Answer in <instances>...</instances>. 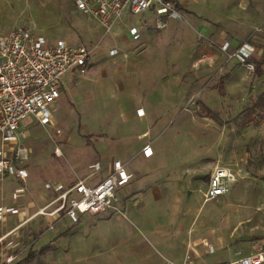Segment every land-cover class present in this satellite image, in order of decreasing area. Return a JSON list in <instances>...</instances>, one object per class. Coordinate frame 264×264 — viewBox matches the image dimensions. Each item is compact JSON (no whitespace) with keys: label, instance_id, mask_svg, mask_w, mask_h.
I'll list each match as a JSON object with an SVG mask.
<instances>
[{"label":"rangeland","instance_id":"374dc122","mask_svg":"<svg viewBox=\"0 0 264 264\" xmlns=\"http://www.w3.org/2000/svg\"><path fill=\"white\" fill-rule=\"evenodd\" d=\"M179 1L180 20L162 25L147 10L106 32L73 0H0V33L21 28L84 43L92 62L62 89L51 124L21 121L29 191L13 196L5 184L3 196L27 201L28 215L51 197L46 182L85 178L96 156L119 158L132 174L119 194L122 213L84 214L72 226L64 217L53 230L37 215L18 229L19 243L31 245L13 263L35 250L22 264H159L184 236L220 245L209 252L192 243L186 251L195 264L244 255L251 242L264 249V0ZM136 22L140 37L130 40L126 26ZM221 39L253 42L262 73L228 59ZM145 144L154 149L152 166L134 161ZM216 162L244 176L230 193L202 202L203 182L189 178Z\"/></svg>","mask_w":264,"mask_h":264},{"label":"built area","instance_id":"2783aa9c","mask_svg":"<svg viewBox=\"0 0 264 264\" xmlns=\"http://www.w3.org/2000/svg\"><path fill=\"white\" fill-rule=\"evenodd\" d=\"M73 3L83 15L96 19L106 32L127 14L136 16L151 10L155 20L162 25L184 16L177 0H73ZM128 34L137 40L140 37L139 28L129 26ZM218 48L228 59L254 71L253 59L256 58L257 47L252 42L245 40L231 47L228 40H223ZM116 53V48L109 49L110 55ZM90 55L91 49L84 43L70 45L62 39L51 42L28 29L0 33V182L8 178L22 183L13 189V196L25 192V182L29 177V171L24 166L27 149L19 144L21 121L30 117L31 123L41 126L51 124L53 106L60 94L61 77L72 69L85 73ZM55 153L60 155L61 150L56 147ZM152 153L149 144L141 148L145 158ZM88 169L90 172L84 179L46 182L44 187L50 192V200L0 235V243L10 234H17L24 223L37 215L51 218L47 228L53 230L56 222L64 217L76 223L83 214L122 213L118 192L132 177L125 163L113 159L106 174L98 180H95V174L101 169L100 160L91 162ZM243 176V171L216 162L202 192L203 202L228 194L231 186ZM20 209L16 204L0 203V222L18 215ZM206 251L211 252L212 248L207 246ZM16 257L13 252H6L0 264H12ZM191 261V254L187 251L181 264H191ZM263 263L264 249H258L217 264ZM164 264L177 263L166 259Z\"/></svg>","mask_w":264,"mask_h":264},{"label":"crops","instance_id":"0c3cea01","mask_svg":"<svg viewBox=\"0 0 264 264\" xmlns=\"http://www.w3.org/2000/svg\"><path fill=\"white\" fill-rule=\"evenodd\" d=\"M177 2L179 3V6H180V8L182 9V5H181V3H180V1L179 0H177ZM182 11H183V9H182ZM126 20L127 19V15L126 16H124L121 20ZM120 20V21H121ZM177 19H175L174 21H176ZM178 20H180V19H178ZM168 21H171V20H168ZM131 25H136L138 28H139V31L141 32V29H140V27H139V24H138V22H136V23H130L129 25H127L126 26V35H127V37L130 39V40H133L132 38H131V36L128 34V27L129 26H131ZM223 40L221 39V41L218 43V45L222 42ZM229 41V40H228ZM246 41H248V40H246ZM68 43V42H67ZM229 43H230V46L231 47H234V46H232V44H231V42L229 41ZM241 43V42H240ZM239 43V44H240ZM253 43V42H252ZM69 44V43H68ZM78 44V43H77ZM254 44V43H253ZM76 45V44H75ZM236 45H238V44H236ZM255 45V44H254ZM256 46V45H255ZM257 47V46H256ZM257 54H258V48H257V53H256V57H257ZM91 58V57H90ZM90 58H89V62H88V67H90V63H92V62H90L91 60H90ZM88 67H87V70H88ZM86 70V71H87ZM66 73H68L69 75H66ZM62 77H61V79H60V94H59V97H58V99L56 100V102L54 103V106H53V111L55 112L56 111V109H57V107H58V105H59V100H60V98H61V91H62V89L63 88H66V87H68L72 82H73V80L76 78V77H78V76H81V75H83V74H80L77 70H75V69H72V70H69L68 72H66ZM86 73V72H85ZM53 112V113H54ZM52 121H53V119H52ZM52 121H51V123H52ZM31 124V123H30ZM20 130H21V135L20 136H22V135H24L25 134V132L26 131H24L23 130V127H22V125L20 126ZM142 148V147H141ZM152 148V147H151ZM141 150V149H140ZM152 151H153V153H152V155L150 156V157H148V158H145V157H143L142 156V154H141V151H140V156H138V157H136L135 159H134V161H136L137 160V162L138 163H140V162H145L146 164H151V166L153 165L152 164V161H151V159H152V156L154 155V149L152 148ZM100 160V162H101V169H100V171H98L97 173H96V177H95V180H98V179H100V178H102L105 174H106V172H107V169L110 167V164H111V161H112V159L110 160V161H104L103 159H100L99 157H93L92 159H91V161L88 163V165L91 163V162H93L94 160ZM115 159H119V158H115ZM121 160V159H120ZM122 161V160H121ZM214 165V164H213ZM213 165H212V167H213ZM230 166V165H229ZM212 167H211V169H212ZM87 168H88V166H87ZM127 169V168H126ZM234 169V168H233ZM236 170V169H235ZM90 171H89V169H88V173H89ZM129 172V171H128ZM88 175V174H87ZM86 175V176H87ZM209 175V174H208ZM29 177H30V174H29ZM29 177H28V179L26 180V182H25V185H26V190H25V192L22 194V196L24 197L25 196V194H27V192L29 191V189L27 188V186H28V180H29ZM86 178V177H85ZM243 178V177H242ZM241 178V179H242ZM84 179V178H83ZM131 179H132V177H131ZM240 179V180H241ZM239 180V181H240ZM198 181H201V180H198ZM207 181L208 180H206V181H202L203 182V185H204V187H205V185H206V183H207ZM238 181V182H239ZM238 182H236V183H238ZM235 183V184H236ZM5 184H9V185H11L12 186V191H13V189L16 187V186H18L19 184H22L21 182H19V181H16V180H12V179H4L3 181H1L0 182V203L1 204H14V203H12V201L11 200H7V198H5L4 196H3V193H2V191H3V188H4V185ZM131 184V183H130ZM128 185V184H127ZM126 185V186H127ZM126 186H124L123 188H121L120 190H119V192H118V194H120V191L121 192H123V190H125V189H127L128 187H126ZM125 188V189H124ZM231 188H232V186H231ZM231 191V190H230ZM230 193V192H229ZM51 198V197H50ZM50 198H49V200H50ZM48 200V201H49ZM29 201V200H28ZM48 201H46L44 204H38V203H36L35 204V206H36V208H34V210L31 212V213H29L28 215H27V212H26V207H28L27 205H28V203H27V201H25L24 202V204L23 205H19V204H16V205H18L21 209H20V213L18 214V215H15V216H10V217H8V218H6L4 221H1L0 222V235H2V234H4L6 231H8L11 227H13L14 225H16L17 223H19V222H21V221H23L24 220V218H26V217H28V216H30L32 213H34L39 207H42V206H44ZM119 201V200H118ZM203 202V201H202ZM27 216H26V215ZM103 214H108V213H103ZM26 216V217H23V216ZM84 215V214H83ZM88 215H90V214H88ZM42 218H44L45 219V221H46V224L48 225V223L50 222V220H51V218H49V217H44V216H42ZM19 219H21L20 221H18ZM79 219H80V217H79ZM31 220V219H30ZM30 220H28L27 222H29ZM18 221V222H17ZM70 221V220H69ZM79 221V220H78ZM26 222V223H27ZM70 223H71V226L74 224V223H72L71 221H70ZM25 224V223H24ZM67 229V228H66ZM68 230V229H67ZM18 235H19V233L17 232V234H16V232L15 233H12V234H10L3 242H1L0 243V260H1V258H2V256H3V254H5L6 252H13L14 254H16V256H19V254L20 253H22V251L24 250V241L25 240H23V242L21 241V243H19V237H18ZM190 239H186V237L184 236L181 240L179 239L178 241H176V242H174V244L172 245V248H171V250H168V252L166 253V255H163L164 256V258L163 259H161L160 260V263L159 264H164V262H165V259H167V260H171V261H173V262H175V263H177V264H181V263H183V260H184V256H185V253L187 252L186 250H187V248H188V250L189 249H191V247H192V243H194L196 246L198 245V246H200V251L202 250V248L204 247H207V246H209V247H214V248H219L220 247V245L216 242V241H212L211 239H209V238H207L206 236L205 237H203L199 242H194V241H192V240H190ZM256 242H258V244L257 245H254L253 243L254 242H251L250 243V245H251V247H249L248 249H246L248 252L247 253H244V255H240V256H245V255H248V254H250V253H252V252H255L256 251V249L259 247V246H261L262 247V244H263V242H259V241H256ZM197 246V247H198ZM27 247V246H26ZM194 247V246H193ZM212 250L214 251V249L212 248ZM213 251H211V252H213ZM196 255H199L198 253H196ZM191 257H192V255H191ZM237 257H239V256H237ZM236 257V258H237ZM235 257L233 258V257H231V258H222V259H219V260H216V261H214L213 262V264H217V263H219V262H222V261H227V260H232V259H236ZM194 259L192 258V261H191V264H195L194 263V261H193ZM264 264V263H263Z\"/></svg>","mask_w":264,"mask_h":264},{"label":"trees","instance_id":"16d2710c","mask_svg":"<svg viewBox=\"0 0 264 264\" xmlns=\"http://www.w3.org/2000/svg\"><path fill=\"white\" fill-rule=\"evenodd\" d=\"M254 71L256 72L257 75H260L262 72H261V69H260V65L259 63H257L255 65V68H254ZM264 95V94H263ZM69 228V227H68ZM66 231V230H65ZM31 245V242L29 241H24V247L26 246H30ZM35 253V250H32V251H28V254L22 259V260H19V261H16L15 263H12V264H22V262L25 260L27 261L33 254ZM28 258V259H27Z\"/></svg>","mask_w":264,"mask_h":264},{"label":"water","instance_id":"95a60500","mask_svg":"<svg viewBox=\"0 0 264 264\" xmlns=\"http://www.w3.org/2000/svg\"><path fill=\"white\" fill-rule=\"evenodd\" d=\"M198 180H201V181L208 180V174H194L193 176L189 178L190 183H194Z\"/></svg>","mask_w":264,"mask_h":264},{"label":"bare ground","instance_id":"6f19581e","mask_svg":"<svg viewBox=\"0 0 264 264\" xmlns=\"http://www.w3.org/2000/svg\"><path fill=\"white\" fill-rule=\"evenodd\" d=\"M142 114H143V113H142ZM142 114H141V115H142Z\"/></svg>","mask_w":264,"mask_h":264}]
</instances>
